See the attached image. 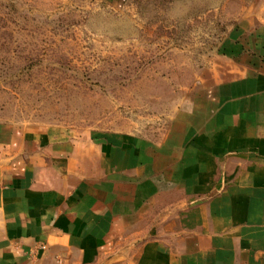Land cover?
I'll return each instance as SVG.
<instances>
[{
  "label": "crops",
  "instance_id": "crops-1",
  "mask_svg": "<svg viewBox=\"0 0 264 264\" xmlns=\"http://www.w3.org/2000/svg\"><path fill=\"white\" fill-rule=\"evenodd\" d=\"M112 4L124 0H100ZM168 140L0 124V264H264V20Z\"/></svg>",
  "mask_w": 264,
  "mask_h": 264
},
{
  "label": "rangeland",
  "instance_id": "rangeland-1",
  "mask_svg": "<svg viewBox=\"0 0 264 264\" xmlns=\"http://www.w3.org/2000/svg\"><path fill=\"white\" fill-rule=\"evenodd\" d=\"M259 20L264 0H0V124L164 142ZM113 248L99 264H134Z\"/></svg>",
  "mask_w": 264,
  "mask_h": 264
}]
</instances>
